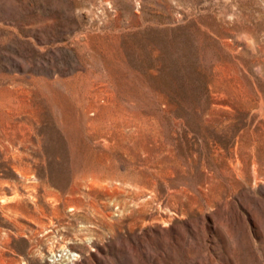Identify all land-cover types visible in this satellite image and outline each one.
<instances>
[{"label": "rangeland", "instance_id": "obj_1", "mask_svg": "<svg viewBox=\"0 0 264 264\" xmlns=\"http://www.w3.org/2000/svg\"><path fill=\"white\" fill-rule=\"evenodd\" d=\"M52 252L264 264V0H0V264Z\"/></svg>", "mask_w": 264, "mask_h": 264}, {"label": "built area", "instance_id": "obj_2", "mask_svg": "<svg viewBox=\"0 0 264 264\" xmlns=\"http://www.w3.org/2000/svg\"><path fill=\"white\" fill-rule=\"evenodd\" d=\"M52 258L53 260L50 262L51 264H70L71 260L67 259L66 262L61 261L60 259L56 258V256L54 257V254H52ZM73 260V259H72Z\"/></svg>", "mask_w": 264, "mask_h": 264}, {"label": "bare ground", "instance_id": "obj_3", "mask_svg": "<svg viewBox=\"0 0 264 264\" xmlns=\"http://www.w3.org/2000/svg\"><path fill=\"white\" fill-rule=\"evenodd\" d=\"M51 254H53V252L51 253ZM77 256V255H76ZM74 260H71V263L70 264H74V262H73Z\"/></svg>", "mask_w": 264, "mask_h": 264}]
</instances>
